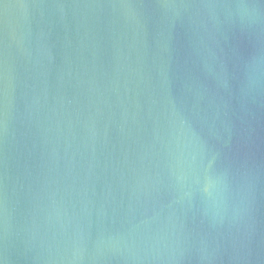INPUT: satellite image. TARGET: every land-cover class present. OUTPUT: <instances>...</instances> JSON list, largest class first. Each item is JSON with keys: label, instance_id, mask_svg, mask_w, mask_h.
I'll list each match as a JSON object with an SVG mask.
<instances>
[{"label": "water", "instance_id": "95a60500", "mask_svg": "<svg viewBox=\"0 0 264 264\" xmlns=\"http://www.w3.org/2000/svg\"><path fill=\"white\" fill-rule=\"evenodd\" d=\"M0 264H264V0H0Z\"/></svg>", "mask_w": 264, "mask_h": 264}]
</instances>
